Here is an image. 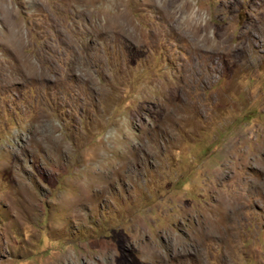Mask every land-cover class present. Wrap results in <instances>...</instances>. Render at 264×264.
Wrapping results in <instances>:
<instances>
[{
    "label": "rangeland",
    "instance_id": "rangeland-1",
    "mask_svg": "<svg viewBox=\"0 0 264 264\" xmlns=\"http://www.w3.org/2000/svg\"><path fill=\"white\" fill-rule=\"evenodd\" d=\"M0 264H264V0H0Z\"/></svg>",
    "mask_w": 264,
    "mask_h": 264
}]
</instances>
